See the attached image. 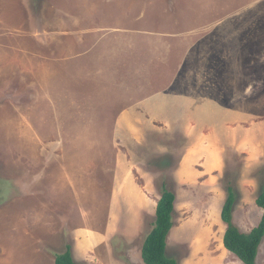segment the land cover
<instances>
[{
  "label": "rangeland",
  "instance_id": "obj_1",
  "mask_svg": "<svg viewBox=\"0 0 264 264\" xmlns=\"http://www.w3.org/2000/svg\"><path fill=\"white\" fill-rule=\"evenodd\" d=\"M164 187L168 258L243 264L219 212L263 215L264 0H0V264H144Z\"/></svg>",
  "mask_w": 264,
  "mask_h": 264
},
{
  "label": "trees",
  "instance_id": "obj_2",
  "mask_svg": "<svg viewBox=\"0 0 264 264\" xmlns=\"http://www.w3.org/2000/svg\"><path fill=\"white\" fill-rule=\"evenodd\" d=\"M175 201L174 193L164 187L157 205L153 228L143 244L144 264H177L174 259L168 258L166 253L167 237L173 228ZM235 201L234 189L229 187L221 215L222 221L227 225L223 238L224 248L236 255L243 264H256L258 251L264 240V191L256 200L257 206L263 210L261 221L249 234L242 233L233 222ZM55 264H78L73 258L71 247L68 246L65 253L56 255Z\"/></svg>",
  "mask_w": 264,
  "mask_h": 264
},
{
  "label": "crops",
  "instance_id": "obj_3",
  "mask_svg": "<svg viewBox=\"0 0 264 264\" xmlns=\"http://www.w3.org/2000/svg\"><path fill=\"white\" fill-rule=\"evenodd\" d=\"M249 190H253V188L252 187H250V189ZM236 195V194H235ZM228 197V196H227ZM258 198V197H257ZM257 198H255L254 199V202H256V200H257ZM235 204H236V201H235ZM234 207H235V205H234ZM260 208V207H259ZM261 209V208H260ZM222 210H223V208H222ZM233 211H234V209H233ZM256 211H255V207H254V204L253 205H250L248 208H246L245 210H244V213L246 214V220H244V223L242 222L241 223V225H239L238 223H237V227L239 228V230L240 231H242V229H247V228H249V229H251L250 230V232L254 229V228H256V227H254V224H250V221H251V215H253L254 213H255ZM222 215V212L220 213L219 212V216H221ZM222 219V218H221ZM234 221V220H233ZM243 233V232H242ZM263 246H264V240H263V242H262V244H261V246H260V248H259V251H258V255H259V257L257 256V258H258V264H259V258H260V255H261V252H262V248H263Z\"/></svg>",
  "mask_w": 264,
  "mask_h": 264
}]
</instances>
